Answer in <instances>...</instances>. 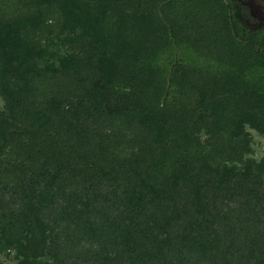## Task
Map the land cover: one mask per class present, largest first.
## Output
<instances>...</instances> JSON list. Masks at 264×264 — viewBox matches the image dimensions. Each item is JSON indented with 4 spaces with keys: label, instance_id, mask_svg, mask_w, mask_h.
<instances>
[{
    "label": "trees",
    "instance_id": "trees-1",
    "mask_svg": "<svg viewBox=\"0 0 264 264\" xmlns=\"http://www.w3.org/2000/svg\"><path fill=\"white\" fill-rule=\"evenodd\" d=\"M249 1L0 0V264H264Z\"/></svg>",
    "mask_w": 264,
    "mask_h": 264
},
{
    "label": "rangeland",
    "instance_id": "rangeland-1",
    "mask_svg": "<svg viewBox=\"0 0 264 264\" xmlns=\"http://www.w3.org/2000/svg\"><path fill=\"white\" fill-rule=\"evenodd\" d=\"M249 3L251 17L248 19V23L254 27L264 25V0H250ZM1 105L2 101L0 100ZM250 132L253 138L255 156L258 159L264 158V138L253 130Z\"/></svg>",
    "mask_w": 264,
    "mask_h": 264
}]
</instances>
